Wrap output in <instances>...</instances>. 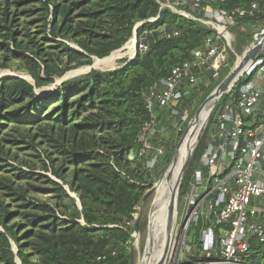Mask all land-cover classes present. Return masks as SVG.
Masks as SVG:
<instances>
[{
    "label": "trees",
    "instance_id": "16d2710c",
    "mask_svg": "<svg viewBox=\"0 0 264 264\" xmlns=\"http://www.w3.org/2000/svg\"><path fill=\"white\" fill-rule=\"evenodd\" d=\"M165 1H4L0 70L16 66L33 81L0 80V264H133L135 227L126 222L135 220L153 186L137 141L149 120L146 93L214 34L208 26L160 10L159 2ZM253 2L264 7V0H225L221 7ZM36 14L39 17L31 21L22 19ZM158 15V21H148ZM140 23L138 40L147 35L146 54L138 53L116 72L93 69L47 96L37 94L69 72L93 66L95 58L105 60L122 49ZM165 28L179 36H163ZM251 40L249 32L235 30L240 51ZM218 85L192 89L183 107L204 102ZM227 98L224 95L221 102ZM158 111L161 130L167 115ZM12 132L20 138L9 141ZM5 142H22L35 152L45 146L46 160L37 154L40 169L26 163L24 168L14 167L9 161L17 162L18 156L4 150ZM206 143L207 132L193 153L180 200L188 193ZM174 154L169 149L158 161L164 173ZM38 194L49 195L52 201L41 200ZM246 263L264 264V242L252 240Z\"/></svg>",
    "mask_w": 264,
    "mask_h": 264
},
{
    "label": "built area",
    "instance_id": "2783aa9c",
    "mask_svg": "<svg viewBox=\"0 0 264 264\" xmlns=\"http://www.w3.org/2000/svg\"><path fill=\"white\" fill-rule=\"evenodd\" d=\"M159 4L160 10L199 22L214 34L192 51L191 59L173 68L146 93L149 120L137 141L139 155L147 160L149 169L155 168L163 155L152 142L162 134L158 110L178 115L184 99L203 79L220 81L229 67V54L237 55L232 48L237 28L252 37L243 55L262 47L227 93L228 98L217 104L206 127V149L183 197L182 235L189 237L192 248L199 249L194 264H247L252 240L264 242V19L260 18L264 7L253 2L226 9L221 7L225 0H166ZM159 18L148 21L154 23ZM141 26H136L135 37L123 49L133 45L132 60L149 50L147 35L137 41ZM162 34L167 38L179 36L177 31L166 29ZM126 225L132 227L134 220ZM182 235L177 241L171 238L164 264H181L182 246H186Z\"/></svg>",
    "mask_w": 264,
    "mask_h": 264
},
{
    "label": "rangeland",
    "instance_id": "374dc122",
    "mask_svg": "<svg viewBox=\"0 0 264 264\" xmlns=\"http://www.w3.org/2000/svg\"><path fill=\"white\" fill-rule=\"evenodd\" d=\"M4 1H6V0H0V12L3 11L2 5H3ZM11 1H13V0H10V2ZM12 11H14V7H13ZM25 17L26 16H22V19H24V20L26 19L27 21H31V20L35 19L36 17H39V16H38V14H36L35 16H32L30 18L29 17L25 18ZM33 27L34 26H31V28H33ZM161 33H163V30H161ZM134 37H135V31H134V36L132 37V39ZM137 41H139V40H137ZM69 44L72 46H75L73 43H69ZM124 47L122 49L118 50L117 52L113 53V55L111 54L107 59L105 58V60L95 58L94 64H93L94 65L93 69L99 70L101 72H116V71L124 68L127 63L132 61V54H130L131 53L130 49H134L132 44H131V47H130V45L128 46L129 48L127 50L126 49L123 50ZM232 48L234 49V52L237 55H234L233 52H231L229 54V67L227 70H225L222 73L220 81L217 82V80L214 81V80H211L210 77H208V79L206 77L205 79L202 80V82H200L197 86H195V88H199L200 86H203V85L206 88H208V87H212L216 83L220 84L222 82V80L226 77L225 76L226 73L227 72L230 73V71L237 65L238 58L243 55V53L246 49V46L243 47L242 50L240 51L235 46V43H233ZM98 62H101L103 64L98 65ZM91 71H90L89 67H82V68L76 69L74 71H71L68 74H66L63 78L57 79L54 84L45 86L42 89L37 90V94L42 95V96H47V95L51 94L52 92H54L56 90L57 86L62 84L61 81L63 79H65V78L72 79L76 76H81V75L87 74ZM6 76H17L20 78L27 79L28 81H31V82L33 81L30 76H28L25 72L19 71L16 66H14L12 69L0 70V80L5 79ZM216 88H215V90H216ZM203 95H206V91L203 92L202 96ZM204 102H199L196 106L197 108L193 107V108H196V112L194 111V109L192 107H190V105H188L187 108L182 107V109L178 115H174V114H171L169 111H166V115H167L166 119L167 120L165 123H163L164 125L161 129L162 134L160 136H157V138L153 139V140H155L153 143V146L159 147L163 151V155L160 157L159 163L162 162V159L164 158V156H166L169 149L173 150L174 153L176 154L177 147L179 146V144L183 140L187 130L190 128L191 125H193V123L195 121V115H196L197 111L200 109V107L204 104ZM209 122H210V120H209ZM182 131H184L183 135H181ZM206 132H207V128L205 129V131L203 133L202 139H203L204 135L206 134ZM13 136H14V138L15 137L20 138L17 136L16 133L12 132L11 136H9L7 139H9V141H11V140L13 141V139H14ZM199 143H198V145H199ZM198 145H197V147H198ZM4 146H5L4 147L5 151H7L8 149L12 150V152H13L12 156H14L15 154L18 156L17 162L13 161V159L7 158L8 161L10 159V161H9L10 165H12L14 167L19 166L21 168H24V166H22V163H26L29 165H34L40 169V167L42 166V163L40 162V159H38L36 157L37 154L41 156L42 160H46V153H45L46 148H45V146H41L37 152L33 151L31 148H29L27 146V144L25 145L22 142L17 143V144L15 142H5ZM175 154L173 156V159L175 157ZM172 163H173V160L170 163V165L168 166L165 173L163 172V168H161L160 165L159 166L157 165L155 168L151 169V176H150L149 181H151V183H153V186L151 189L156 188V191L149 197V199L145 202V204L142 208H141V205L137 208V214H135L134 225H132V226H134L136 228V222L139 219L140 214H141V222H140V233H137L135 230V232L132 234L134 241L131 243L130 250L133 252V264H147L148 260H150V264H159V262L161 261V259L163 257L164 243H163L162 232H163L164 223H163V220L161 218H160V222H159L157 238H156L155 242L153 243L154 248L152 249V251H151L150 245H151V242L154 238V231H155V227L157 224V220L159 219V216H157L158 214H157V208H156V204H157L156 200H157V196H158V188L157 187L161 182H163L164 175L170 169ZM38 173L45 174V172L40 171V170L38 171ZM47 175L53 177L51 172H49ZM151 189L148 190V192L151 191ZM72 196L74 197L73 194H72ZM37 197H39L41 200H44V201L50 200L49 195L38 194ZM50 201H52V200H50ZM185 206H186L185 205V199L183 198L180 200L178 197L177 215L175 217V223H174V229H173L174 236L172 237L173 241H175V240L177 241L178 238L181 237V235H182V225H183L182 224V221H183L182 214H183ZM182 238L184 239V241L186 240V242H185L186 246L183 243L184 246H182L183 256L181 257V264H194L196 261V257H197V253L199 252V249L192 248L191 245L188 244V238L189 237L185 236V234L182 235Z\"/></svg>",
    "mask_w": 264,
    "mask_h": 264
},
{
    "label": "water",
    "instance_id": "95a60500",
    "mask_svg": "<svg viewBox=\"0 0 264 264\" xmlns=\"http://www.w3.org/2000/svg\"><path fill=\"white\" fill-rule=\"evenodd\" d=\"M261 46H258L257 48L251 50L250 52L246 53L243 55L241 61L239 64H237L231 71L230 73L222 80V82L217 86L216 90L206 99V101L204 102V104L200 107V109L197 111L196 115H195V120L199 118V116L201 115V112L206 108L209 107V114L208 117L206 119V124L205 127L202 129L201 134L198 137L197 140V144L195 146V148L197 147L198 143L201 141L203 133L207 127V124L209 122V120L211 119L213 112L217 106V104L219 103V101L224 97V95H226L236 84V82L240 79V77L242 76V73L244 72L243 70L246 68V66L249 64L250 61L256 59V56L258 55L259 51L261 50ZM117 52V51H116ZM115 53V52H114ZM113 54V53H112ZM94 65L89 67L90 71L93 69ZM12 77H17V76H6V78H12ZM77 77V76H76ZM24 79V78H23ZM27 80V79H26ZM69 80V78H65L61 81V83L65 82ZM181 144V143H180ZM179 144V146H180ZM179 146L177 147V150L179 148ZM195 148L190 152L187 161L181 171V174L178 177V181L172 191L171 197H170V203H169V225H168V231H167V243L165 245L164 248V254L163 257L161 259V261L159 262V264H164L165 260L168 256V252H169V248H170V243H171V238H172V233H173V229H174V220L176 217V213H177V204H178V197L180 195V190L184 181V177L186 175V172L188 170V167L190 165L193 153L195 151ZM177 152V151H176ZM176 160V154L175 157L173 159V162H175ZM171 168V167H170ZM170 169L167 171V173L164 175L163 181L164 180H169L170 178ZM156 191V188L151 189V191H149L146 196L144 197V200L141 204V208L144 206L145 202L149 199V197ZM140 222H141V214L139 219L136 222V232L140 233Z\"/></svg>",
    "mask_w": 264,
    "mask_h": 264
},
{
    "label": "bare ground",
    "instance_id": "6f19581e",
    "mask_svg": "<svg viewBox=\"0 0 264 264\" xmlns=\"http://www.w3.org/2000/svg\"><path fill=\"white\" fill-rule=\"evenodd\" d=\"M131 47V44H130ZM129 48V47H128ZM127 48V49H128ZM131 53L133 54L134 49H130ZM118 55V54H117ZM113 59V58H112ZM111 59V60H112ZM107 61V60H106ZM107 63V62H106ZM103 63L98 62V65H102ZM245 70V69H244ZM243 70V71H244ZM209 107H206L199 116L198 119H196L193 123V125L190 126V128L187 130L183 140L181 141V144L176 152V160L172 163L170 168V178L169 180H164L158 185V196H157V216H159V219L157 220V224L154 231V238L151 242L150 248L151 251L154 248L153 243L155 242L157 238L158 228H159V222L160 218L163 220L164 226H163V243L164 248L167 243V231H168V225H169V203H170V197L172 194V191L178 181V177L181 174V171L187 161V158L190 154V152L195 148L197 144V140L199 135L202 132V129L205 127L206 119L209 114ZM157 219V218H156ZM156 222V221H155ZM175 223V220H174ZM147 264H150V260H148Z\"/></svg>",
    "mask_w": 264,
    "mask_h": 264
}]
</instances>
